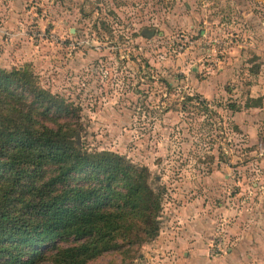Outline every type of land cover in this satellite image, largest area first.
<instances>
[{"label": "rangeland", "instance_id": "374dc122", "mask_svg": "<svg viewBox=\"0 0 264 264\" xmlns=\"http://www.w3.org/2000/svg\"><path fill=\"white\" fill-rule=\"evenodd\" d=\"M13 19L0 26L8 68L29 67L73 104L59 121L74 122L83 149L148 168L166 190L161 231L184 200L230 207L246 223L264 207V109L244 107L250 97L264 107V0H24ZM159 236L133 264H170Z\"/></svg>", "mask_w": 264, "mask_h": 264}, {"label": "trees", "instance_id": "16d2710c", "mask_svg": "<svg viewBox=\"0 0 264 264\" xmlns=\"http://www.w3.org/2000/svg\"><path fill=\"white\" fill-rule=\"evenodd\" d=\"M262 105L257 97L245 107ZM72 110L29 67H0V264H89L109 254L133 264L160 234L165 187L125 156L83 149L74 122L59 121Z\"/></svg>", "mask_w": 264, "mask_h": 264}, {"label": "crops", "instance_id": "0c3cea01", "mask_svg": "<svg viewBox=\"0 0 264 264\" xmlns=\"http://www.w3.org/2000/svg\"><path fill=\"white\" fill-rule=\"evenodd\" d=\"M5 1L2 2L1 9L5 8L6 12L4 18L0 16V26L2 25L5 29L14 28L18 23L13 18L19 3L22 5L24 0ZM11 1L15 3L16 10L11 8L13 6ZM10 54L12 52L8 49L0 53V67H9L11 60L8 58L12 56ZM15 55L19 56L18 53ZM253 108L264 109L260 106L249 107L248 110H254ZM240 112H236L234 116L238 125L237 118ZM208 187L211 192V186ZM199 191L203 194L206 187L200 188ZM204 197L206 198L207 195ZM202 200H184L180 206H175L177 210L174 206L172 207L171 215H169L170 227L167 231H161L159 236L167 235L166 243L163 245L169 251L165 252L169 255L165 256L166 260H170V264H256L255 259L261 258L260 256L264 253V207L262 203L261 208L252 212L248 219L249 222L246 223L247 219L243 220L244 217L234 212V209L230 207L228 209L226 206L218 207L219 205L215 206L206 199ZM218 235H222L227 252L210 257L208 255L210 246ZM256 261L264 264L261 259Z\"/></svg>", "mask_w": 264, "mask_h": 264}, {"label": "built area", "instance_id": "2783aa9c", "mask_svg": "<svg viewBox=\"0 0 264 264\" xmlns=\"http://www.w3.org/2000/svg\"><path fill=\"white\" fill-rule=\"evenodd\" d=\"M226 252L227 248L223 241V237L222 235H218L210 246L209 256L215 257L220 254H225Z\"/></svg>", "mask_w": 264, "mask_h": 264}]
</instances>
